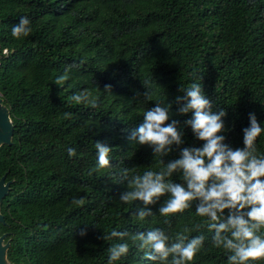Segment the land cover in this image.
<instances>
[{
	"label": "trees",
	"instance_id": "16d2710c",
	"mask_svg": "<svg viewBox=\"0 0 264 264\" xmlns=\"http://www.w3.org/2000/svg\"><path fill=\"white\" fill-rule=\"evenodd\" d=\"M23 16L32 32L16 39L11 30ZM66 70L68 79L56 85ZM192 83L201 84L213 112L227 113L222 134L233 149L243 147L250 113L264 128V0H0V98L13 125L11 143L0 145V179L10 183L0 202L5 261L109 264L108 248L124 242L102 238L113 229L174 236L202 224L195 206L165 223L159 204L141 221V202L120 201L125 168L131 177L162 167L149 147L129 139L148 108L170 104L183 146H201L184 125L191 113L180 116L175 103ZM83 91L97 107L70 100ZM96 142L112 150L111 168L92 171ZM257 147L264 154V135ZM178 157L173 151L165 163ZM81 197L84 205H74ZM201 233L208 239L193 264H227L206 227L188 235ZM126 240L128 255L113 264H153Z\"/></svg>",
	"mask_w": 264,
	"mask_h": 264
},
{
	"label": "clouds",
	"instance_id": "9594fccd",
	"mask_svg": "<svg viewBox=\"0 0 264 264\" xmlns=\"http://www.w3.org/2000/svg\"><path fill=\"white\" fill-rule=\"evenodd\" d=\"M11 31L16 39L28 37L32 32L31 21L23 16ZM67 79L66 70L55 84L60 86ZM105 91L111 95V86L106 85ZM180 91L183 95L175 99L177 112L180 116L191 113L184 125L190 127L201 146H183L185 134L179 121L172 119L170 104L156 103L155 107L148 108L129 139L132 144L149 147L153 159L162 167L149 168L131 177L129 169L125 168L122 177L127 190L121 194L120 201L124 204L141 202L144 208L135 214L141 221L155 215L149 206L159 204L158 214L165 218V223L170 222V217L183 216L195 206V214L202 218V224L195 229L185 226L174 236L161 228L131 235L113 229L102 238L124 242L113 243L108 248L109 264L128 255L130 245L126 237L143 250L145 259L153 264H193L208 237L203 233L190 237L188 233L201 232L202 226L212 234V247L223 249L227 254V264H264V154L259 153L257 147L264 128L255 114L250 113L249 127L243 129V147L233 149L225 143L226 137L222 134L226 130L227 113L213 112L212 102L201 84L192 83ZM145 97L151 99L147 91ZM70 100L97 107L87 91L73 94ZM95 149L97 165L92 171L111 168L112 150L100 142L95 143ZM173 151H179V157L165 163V158ZM67 152L70 158L76 156L75 148H68ZM174 175L182 182H175ZM162 198L165 199L161 203ZM84 203L83 197L73 198L76 206ZM81 235L86 233L81 232Z\"/></svg>",
	"mask_w": 264,
	"mask_h": 264
},
{
	"label": "water",
	"instance_id": "95a60500",
	"mask_svg": "<svg viewBox=\"0 0 264 264\" xmlns=\"http://www.w3.org/2000/svg\"><path fill=\"white\" fill-rule=\"evenodd\" d=\"M13 133V125L9 118L8 111L1 105L0 98V145L11 143V137ZM9 182H5V177L0 179V202L2 198L7 194L9 188ZM3 221V216L0 214V222ZM5 235L0 236V264H8L5 261V252L8 247V243H3Z\"/></svg>",
	"mask_w": 264,
	"mask_h": 264
},
{
	"label": "built area",
	"instance_id": "2783aa9c",
	"mask_svg": "<svg viewBox=\"0 0 264 264\" xmlns=\"http://www.w3.org/2000/svg\"><path fill=\"white\" fill-rule=\"evenodd\" d=\"M4 53H6V50H4Z\"/></svg>",
	"mask_w": 264,
	"mask_h": 264
}]
</instances>
